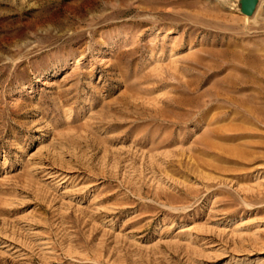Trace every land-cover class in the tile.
I'll return each instance as SVG.
<instances>
[{"label":"rangeland","instance_id":"rangeland-1","mask_svg":"<svg viewBox=\"0 0 264 264\" xmlns=\"http://www.w3.org/2000/svg\"><path fill=\"white\" fill-rule=\"evenodd\" d=\"M0 0V264H264V0Z\"/></svg>","mask_w":264,"mask_h":264},{"label":"water","instance_id":"water-1","mask_svg":"<svg viewBox=\"0 0 264 264\" xmlns=\"http://www.w3.org/2000/svg\"><path fill=\"white\" fill-rule=\"evenodd\" d=\"M258 0H239L238 9L243 16L251 17L253 16Z\"/></svg>","mask_w":264,"mask_h":264},{"label":"bare ground","instance_id":"bare-ground-1","mask_svg":"<svg viewBox=\"0 0 264 264\" xmlns=\"http://www.w3.org/2000/svg\"><path fill=\"white\" fill-rule=\"evenodd\" d=\"M238 11H239V9H238ZM240 12V11H239ZM245 18H246V16H245Z\"/></svg>","mask_w":264,"mask_h":264}]
</instances>
